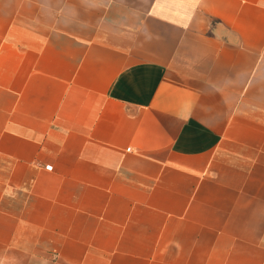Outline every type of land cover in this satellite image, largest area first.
Instances as JSON below:
<instances>
[{
	"label": "crops",
	"instance_id": "crops-1",
	"mask_svg": "<svg viewBox=\"0 0 264 264\" xmlns=\"http://www.w3.org/2000/svg\"><path fill=\"white\" fill-rule=\"evenodd\" d=\"M0 264H264V0H0Z\"/></svg>",
	"mask_w": 264,
	"mask_h": 264
}]
</instances>
